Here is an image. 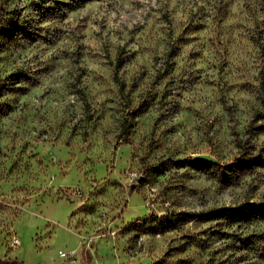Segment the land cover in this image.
Here are the masks:
<instances>
[{
    "label": "rangeland",
    "instance_id": "1",
    "mask_svg": "<svg viewBox=\"0 0 264 264\" xmlns=\"http://www.w3.org/2000/svg\"><path fill=\"white\" fill-rule=\"evenodd\" d=\"M0 5L1 260L264 264V0Z\"/></svg>",
    "mask_w": 264,
    "mask_h": 264
},
{
    "label": "trees",
    "instance_id": "2",
    "mask_svg": "<svg viewBox=\"0 0 264 264\" xmlns=\"http://www.w3.org/2000/svg\"><path fill=\"white\" fill-rule=\"evenodd\" d=\"M1 11H2V6L0 5V12ZM260 102L264 106V85H262V89H261ZM263 116H264V113H263ZM237 144L241 150V154L236 158V161L234 164L250 163L252 160L251 158L252 155L247 151L246 147L241 141H238ZM251 208H255V209H252L253 211H250L251 216L264 217V204H257V203L242 202L238 204L237 206L226 208L225 212L228 218H230L233 221H237L238 219H241L242 215H244L245 212H247V210H250ZM193 214L195 216L196 213H193ZM0 263L25 264L23 261H20L18 259H7V260L0 259Z\"/></svg>",
    "mask_w": 264,
    "mask_h": 264
},
{
    "label": "water",
    "instance_id": "3",
    "mask_svg": "<svg viewBox=\"0 0 264 264\" xmlns=\"http://www.w3.org/2000/svg\"><path fill=\"white\" fill-rule=\"evenodd\" d=\"M195 158L196 159H205V160H208V161H212V162H215L216 161V158L214 157V156H212L211 154H209V153H200V154H196L195 155ZM140 179V178H139ZM134 187H135V183L134 182H132L130 185H129V187H128V189H127V193H131L132 192V190L134 189Z\"/></svg>",
    "mask_w": 264,
    "mask_h": 264
},
{
    "label": "built area",
    "instance_id": "4",
    "mask_svg": "<svg viewBox=\"0 0 264 264\" xmlns=\"http://www.w3.org/2000/svg\"><path fill=\"white\" fill-rule=\"evenodd\" d=\"M62 254H64V253H62Z\"/></svg>",
    "mask_w": 264,
    "mask_h": 264
}]
</instances>
